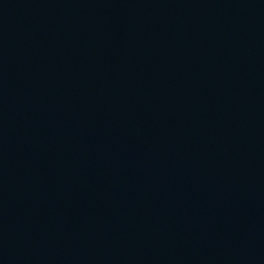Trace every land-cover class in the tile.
Masks as SVG:
<instances>
[{"label": "water", "instance_id": "water-1", "mask_svg": "<svg viewBox=\"0 0 264 264\" xmlns=\"http://www.w3.org/2000/svg\"><path fill=\"white\" fill-rule=\"evenodd\" d=\"M0 264H264V0H0Z\"/></svg>", "mask_w": 264, "mask_h": 264}]
</instances>
